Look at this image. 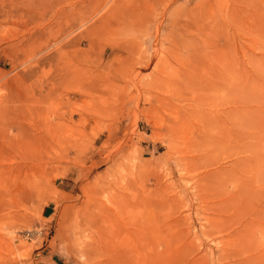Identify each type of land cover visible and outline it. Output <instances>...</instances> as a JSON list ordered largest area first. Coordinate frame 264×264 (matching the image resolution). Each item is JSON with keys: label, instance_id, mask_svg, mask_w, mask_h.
Returning a JSON list of instances; mask_svg holds the SVG:
<instances>
[{"label": "rangeland", "instance_id": "374dc122", "mask_svg": "<svg viewBox=\"0 0 264 264\" xmlns=\"http://www.w3.org/2000/svg\"><path fill=\"white\" fill-rule=\"evenodd\" d=\"M263 258L264 0H0V264Z\"/></svg>", "mask_w": 264, "mask_h": 264}, {"label": "bare ground", "instance_id": "6f19581e", "mask_svg": "<svg viewBox=\"0 0 264 264\" xmlns=\"http://www.w3.org/2000/svg\"><path fill=\"white\" fill-rule=\"evenodd\" d=\"M170 1H173V0H169V2ZM220 2V1H219ZM211 10H214V11H211ZM211 10H207L206 12H205V14L207 13L208 15L206 16V17H208V19L206 18V17H204L203 15H204V11L205 10H197V12L196 11H194V14H195V12H196V14L198 15V18H199V13H200V15H202V16H200V18L202 19V18H204V19H202V20H206L207 19V24L209 25V24H211V26L210 27H212L213 26V24H215V18L216 17H218V19H220L224 24L223 25H225L226 24V6L224 5V3H223V5L222 4H218L215 8H212ZM203 11V12H202ZM194 14H192V15H194ZM192 15H191V18H192ZM162 16H163V14H162ZM194 17H196V16H194ZM193 20V19H192ZM195 21V20H194ZM193 21V22H194ZM196 21H197V18H196ZM198 21H199V19H198ZM199 23V22H198ZM206 24V25H207ZM197 25V24H196ZM134 26V25H133ZM222 26V25H221ZM201 27V26H200ZM219 27V26H218ZM207 28V30H209V27H206ZM216 28V27H215ZM210 31V30H209ZM132 32V31H131ZM209 33V32H208ZM125 34V33H124ZM130 34V33H129ZM156 35V34H155ZM208 35V34H207ZM134 37V36H133ZM132 37V38H133ZM155 38V37H154ZM120 40H124V39H120ZM129 40H130V38H129ZM128 40V41H129ZM155 40V39H154ZM119 42V41H118ZM127 42V41H126ZM125 42V43H126ZM219 46V45H218ZM117 47L118 46H116V49H117ZM125 47H127V46H125ZM134 47V46H133ZM136 48V47H135ZM221 47L219 46V49H220ZM131 49H132V47H131ZM212 50V49H211ZM157 51V50H156ZM155 51V52H156ZM221 51V50H220ZM138 53V52H137ZM157 53V52H156ZM155 53V54H156ZM214 53V52H213ZM216 53V52H215ZM210 54V53H209ZM127 56H128V54H127ZM130 56V55H129ZM140 56V55H139ZM157 56V55H156ZM141 57H142V55H141ZM216 57H218V58H216V60H217V62H219L220 64H222V58H221V56L220 55H216ZM143 58V57H142ZM143 59H145V58H143ZM162 59V58H161ZM153 60H155V58L153 59ZM137 61H140V60H137ZM141 62V61H140ZM143 63V62H142ZM226 64V63H225ZM134 65H136V64H134ZM132 66V65H131ZM149 67V66H148ZM215 67H217V66H212V69H214ZM141 68V67H140ZM145 69V68H144ZM143 69V70H144ZM142 70V71H143ZM169 71V70H168ZM173 71H174V69H173ZM211 71H214V70H211ZM216 71V70H215ZM129 72V71H128ZM217 73L219 72V71H216ZM162 73L163 74H166V72H163V70H162ZM216 75V74H215ZM123 76V75H122ZM159 85H162V86H165V88H168L167 87V84H168V81H166V79H165V81H164V79H163V81H160L159 80ZM210 86V85H209ZM211 88H210V90H217V89H220V88H218V87H216L215 86V84H213V85H211L210 86ZM137 88V87H136ZM209 88V87H208ZM164 88L162 87L161 88V93L162 92H164V90H163ZM209 90V89H208ZM137 91V90H136ZM166 92V91H165ZM140 93V92H139ZM221 93V92H220ZM140 96V95H139ZM168 102V101H167ZM175 111V110H174ZM176 119V118H175ZM211 231H212V229H211ZM221 232V231H220ZM236 233V232H235ZM237 233H239V232H237ZM236 236V235H235ZM239 236V235H238ZM236 248V247H235ZM237 250V249H236ZM237 252V251H236ZM240 252H241V250H240ZM263 252V251H262ZM230 253V252H229ZM233 252H231V254H232ZM230 254V255H231ZM241 254H239L238 256H240ZM258 255H260V254H258ZM237 257V256H236ZM246 257V256H245ZM240 258V257H239ZM247 259V258H246ZM251 259V258H250ZM264 259V258H263ZM243 260V259H242ZM245 260V259H244ZM252 260V259H251Z\"/></svg>", "mask_w": 264, "mask_h": 264}]
</instances>
